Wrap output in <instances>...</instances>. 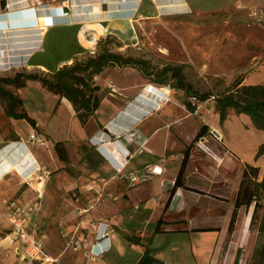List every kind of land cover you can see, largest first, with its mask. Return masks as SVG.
I'll list each match as a JSON object with an SVG mask.
<instances>
[{"label": "crops", "instance_id": "obj_1", "mask_svg": "<svg viewBox=\"0 0 264 264\" xmlns=\"http://www.w3.org/2000/svg\"><path fill=\"white\" fill-rule=\"evenodd\" d=\"M181 1L184 7H189L190 0ZM105 5L108 6L107 10L104 9ZM139 5L142 7L144 0H0V18H2L0 19V66H5V61L11 57H18V65H26L24 67L28 69L40 68L48 72L44 65L32 64L31 61L45 51L48 35L56 25L85 27L88 42L84 41V43L86 49H89V52L76 53L67 60L58 62L56 70L74 60H80L87 54L94 55L98 51L97 44L94 48H89L93 37H100L99 41H101L107 36L100 29L103 27L106 29L112 19L130 18V11L135 12ZM64 13L69 15L63 17ZM52 20L54 25L48 26ZM97 31L101 33L98 34ZM243 84L248 85V78L244 79ZM137 86L136 84V89ZM124 88V94L130 98H121L113 103L115 107L109 110L106 120L100 119L99 111L104 101L101 102L98 97L100 107L91 117H96L94 131L83 133L71 141L76 144L82 143L85 149H87L83 145L85 142L94 147L98 141L99 144H103L101 153L102 147L107 146L113 157L124 161L120 147L103 138L107 134H114V129L118 130L123 125L129 126L130 130L122 140L124 145H120H123L131 156L119 173L102 159L105 163V169L102 170L105 172L101 174L98 171L100 165L98 154L97 156L88 154L83 157L91 170V179L87 183L102 180L104 178L102 175L105 177L109 175L108 180L111 182L110 178L116 174L117 180L108 182L109 184H99L100 193L87 192L85 183L76 184L74 198L55 195L54 201L57 207L61 208L63 205L73 206V209L75 207V211L60 213L55 236H51L49 229L43 230L45 225L41 213L32 218L31 227L37 230L38 236L45 237L47 250L60 260V264H237L240 260H236L239 250L243 248L245 240L254 229L253 206L239 209L232 234L229 233V226L246 165L264 167L261 166L264 155L256 160L257 151L264 143V132L255 128L248 115H239L242 130L246 134L262 135L259 140L249 145L246 153L239 152L233 145L235 137L230 132L229 126L234 113L229 114L226 120L221 122L220 115L215 110L216 112L209 116L211 127L209 123H201V118L190 116L191 111L186 103L183 108L189 114L187 116L183 109L172 103L165 109L158 108L145 121L133 124L126 119L124 110L126 105L137 97L138 92L129 96L126 94V87ZM144 96H140L142 99L139 101L135 100L133 106L150 108L153 105L152 101ZM66 104L73 118H76L73 106L69 102ZM132 112L136 110L133 109ZM179 118L182 119L176 130L181 134L183 141L174 138L169 129L162 125L164 122L169 124ZM188 121L192 123L191 128L187 126ZM15 122L14 119L6 116L4 111L0 113V264H20L22 251L11 231L10 222L5 217L7 204L33 206L32 200L27 201L30 195L29 189L20 191V188L28 185L34 190L36 200L39 194L42 195L39 201L42 210L46 193L45 182L48 180V176L43 174V177H39L44 181L43 191L39 192L34 188L32 182L36 179L35 176H40V170L30 173L33 167L30 162L40 166L31 147V143L36 142L34 139L36 133L32 128L30 133L24 136ZM78 123L82 128H88V124L82 126L79 120ZM203 125H208L210 132L216 130L221 136L219 139L224 140L226 154L219 156L212 151L220 157L219 167L223 165L227 175L223 177L214 175L205 163L196 164L189 160L184 176L185 185L177 188L170 197L181 163H176L173 157L167 161V164H163L161 158L167 153L174 155L173 153L184 149L183 142L188 144L187 140L194 138ZM220 127H225V130L219 131L217 128ZM38 128L40 130L39 126ZM161 134H165L166 139L174 144V149L167 144L155 148V140ZM182 134L187 138L184 139ZM37 136L41 137L42 134ZM204 139L207 140L206 137ZM71 142H66L68 150ZM102 155L106 158L104 153ZM154 166L162 168L163 173L150 174V169ZM138 172L142 176L146 174L149 176L145 182L134 186L130 183L129 176L138 175ZM45 174L49 172L46 171ZM55 188L54 192H62L61 184L56 185ZM18 192L21 194L18 195ZM75 199L85 204L95 202L96 207L88 220L108 222L113 229L110 234L111 249L98 259L90 253L94 241L91 227L81 250L74 251L67 247L68 236L72 234L78 222Z\"/></svg>", "mask_w": 264, "mask_h": 264}, {"label": "rangeland", "instance_id": "obj_2", "mask_svg": "<svg viewBox=\"0 0 264 264\" xmlns=\"http://www.w3.org/2000/svg\"><path fill=\"white\" fill-rule=\"evenodd\" d=\"M183 4L181 0H144L142 7H140L141 5L136 9L135 6L133 7L136 11H130V18L112 19L106 29L101 28L100 31L107 36L101 41H99L100 37H93L92 45L89 48H94L97 44V52H100L102 46H106L114 53L147 61L151 70H161L166 66H184L187 80L200 93L224 92L237 78H248V85L264 83V0H190L189 7H184ZM88 34L91 33L88 32ZM86 35L85 27L56 25L48 35L45 51L35 56L31 61L32 64L44 65L48 72L40 68H25L26 65L17 64L18 57H11L5 61V66H0V76H14L17 71L51 75L56 71L58 62L67 60L76 53L89 52V49H86V43H84V41L88 42ZM89 56L90 54H87L78 61H84ZM75 61L66 65H72ZM95 83L101 88L96 94L101 102L104 101L99 111L100 119L104 120L107 119L109 110L115 107L113 103L121 98H130L124 94V87H126V94L129 96L138 92L137 97L128 103L124 110L126 119L133 124H139L154 114L159 103L161 109L174 103L181 110L183 109L185 116L190 114V116L201 118V123H209L210 126L212 123L209 116L216 112L214 99H211L201 103L196 113L188 111V114L183 107L187 101H191V98L187 97L184 91L175 90L170 84L167 86L158 85L150 78L145 77L138 69L131 67L107 68L95 78ZM136 84L138 85L137 89L135 88ZM150 85L165 92L166 98L158 102L157 97L146 93L145 89ZM19 94L23 100L24 110L40 127L39 133L35 131L36 137L42 134V142L36 140L34 144L31 143L32 152L40 163L37 170H31V173L40 170V176L34 175L36 179L32 183L37 191L42 192L44 181L39 177H43V174L48 176V180L45 182L44 206L40 213L45 225L43 230L49 229L51 236H55L60 213L75 211L73 206L57 207L54 201L55 195L60 194L63 197L74 198L76 184H88L87 181L91 179V170L83 157L88 154L100 155L97 159L100 163L98 171L101 174L105 172L102 170L105 169L102 159L107 161L111 167L113 165L100 152L101 143L99 144L98 141L94 147L85 142L83 145L87 149L82 147V143L71 142L83 133L88 134L94 131L95 116L90 118L88 128H82L79 126L78 119L71 115L66 104L69 101L60 99L59 96L43 88L37 81H30L25 88L19 90ZM140 96L151 99L153 105L150 108L133 106L135 100L142 99ZM133 109L136 112H132ZM0 111H4L1 103ZM232 113L234 114L229 126L230 132L235 137L233 145L239 152L246 153L249 145L259 140L262 135L260 133L246 134L242 130L239 115L234 111L229 112V114ZM181 119H174L169 124L164 122L162 125L169 129L174 138L183 141L181 134L176 130ZM15 121L18 129L24 136H27L32 129L31 125L26 120ZM186 123L189 128L192 127L190 121ZM217 129L224 131L225 127ZM128 130L130 127L123 125L118 130L114 129V134H107L103 139L109 140L108 142L114 146L118 145V147L126 149L122 140ZM43 133L47 136H44ZM182 135L184 139L187 138L184 134ZM194 138L187 140L188 144L183 142L185 148ZM206 139V146L219 156L227 153L224 140L217 139L211 132ZM59 141L65 143L67 150L66 142H71L68 153L73 174L65 171V165L56 156L53 142ZM165 144L174 149V144L166 139L165 134L156 138L155 148H161ZM184 149L173 153L174 155L165 154L161 158V163L167 164V161L173 157L176 159V163H181ZM190 160L196 164L205 163L214 175L220 177L227 175L223 165L220 167L216 165L210 156L196 148V144ZM30 165L32 166V164ZM261 166H264V160ZM46 171L49 174H45ZM137 174L142 176L140 172ZM102 176L105 180L104 178L97 180L100 185L110 182L109 175ZM114 176L110 178L111 182L117 180L116 174ZM263 176L264 167L261 168L260 180L263 179ZM38 184L42 185V190L38 188ZM58 184L62 185V192H54L53 189H56L55 186ZM27 188L30 194L27 201L32 200V203H35L36 194L30 186H24V188H20V191ZM20 194L21 192H18V195ZM259 222L260 220L255 222L253 232L248 235L243 248L239 250L236 260L242 259L243 264H260L257 253L264 245V233L260 234L258 230Z\"/></svg>", "mask_w": 264, "mask_h": 264}, {"label": "trees", "instance_id": "obj_3", "mask_svg": "<svg viewBox=\"0 0 264 264\" xmlns=\"http://www.w3.org/2000/svg\"><path fill=\"white\" fill-rule=\"evenodd\" d=\"M102 47L100 52L90 55L86 60H76L72 65H64L51 75L17 71L14 76H0V103L3 105L6 116L15 120H26L36 132H40L37 122L24 110L23 100L19 94V90L25 88L30 81H37L43 88L59 96L60 99H67L73 106L76 118L82 126H86L100 107L96 94L100 87L96 85L95 78L107 68L131 67L138 69L145 77L158 85L170 84L173 89L184 91L187 97H196V104L191 101L186 102L191 112H195L199 104L214 99L215 110L219 113L221 122L226 120L230 111H234L238 115H248L255 128L264 132V83L244 85L245 78H237L224 92L200 93L187 80L184 66H166L161 70H151L145 60L114 53L108 47ZM209 134V126L203 125L193 141L183 151L181 167L170 197L177 188L185 185V171L195 144ZM44 136L47 135L44 134ZM53 147L59 160L65 165V171L73 174L65 143L53 142ZM263 155L264 143L257 151L256 160ZM260 175L261 168L251 164L246 165L229 226L230 234L234 231L239 209L251 206L254 208L253 225L260 220L258 230L260 234L264 233V176L260 180ZM257 254L260 264H264V245Z\"/></svg>", "mask_w": 264, "mask_h": 264}, {"label": "built area", "instance_id": "obj_4", "mask_svg": "<svg viewBox=\"0 0 264 264\" xmlns=\"http://www.w3.org/2000/svg\"><path fill=\"white\" fill-rule=\"evenodd\" d=\"M68 15V13H64L63 17H67ZM53 25L54 22L52 20L48 24V26ZM150 87L151 85L145 89L146 93H149L148 88ZM191 102H193V104H196L197 98L191 97ZM199 105L197 106V108L199 107ZM159 106L160 103L158 104V108ZM196 111L194 113H196ZM34 139L42 141L41 137L35 136ZM102 145L103 144H101V146ZM196 148L202 150L204 153L210 156L214 160L216 165H220V157L206 146L204 138L203 140L201 139L196 143ZM119 149L121 155L124 158V161H119L115 157V159L108 160L113 165V168L117 173H119L121 169L127 165V161L131 156V153L127 149ZM157 167L158 166H154L152 169H150V174L161 175L163 173V169L160 168L159 171ZM148 176L149 174L143 176L130 174L129 181L132 185L137 186L142 182H145L148 179ZM98 187V181H91L85 185V190L87 192L100 193ZM41 199L42 195L39 194L33 206H19L15 203H11L7 204V207L5 209V217H7L10 222L11 231L22 247V251L20 254V264H60V260L50 254L47 250V247L44 243L45 237L38 236L37 230L31 227L30 221L34 216L37 217L40 213L42 204L39 201ZM75 200L77 201L75 205L78 222L72 234L68 236L67 247L71 248L74 251L81 250L88 236L89 228L91 227L92 232L94 233V241L92 243L90 253L95 259H98L111 249L110 234L113 229L111 228V224L108 222L88 220V218H90V214L96 207L95 202H87L85 204L82 203L79 199ZM237 264H243V260L240 259Z\"/></svg>", "mask_w": 264, "mask_h": 264}, {"label": "bare ground", "instance_id": "obj_5", "mask_svg": "<svg viewBox=\"0 0 264 264\" xmlns=\"http://www.w3.org/2000/svg\"><path fill=\"white\" fill-rule=\"evenodd\" d=\"M134 17V16H133ZM149 90V93H151L152 95H154L155 97H157V101L160 102L162 100L165 99V96H166V93L165 92H162L161 90H159L158 88L156 87H153L151 86L150 88H148ZM148 93V94H149ZM107 147V146H106ZM106 147H102V153H104L106 155V158L108 160H111V159H115L112 155H111V151L106 148ZM30 164H32V170H37L40 166L38 164H33L32 162H30ZM157 169L160 171V167H157ZM31 173V171H30ZM32 175H30L31 177ZM32 178V177H31ZM29 181V180H28ZM38 188L42 190V185L41 184H38Z\"/></svg>", "mask_w": 264, "mask_h": 264}, {"label": "water", "instance_id": "obj_6", "mask_svg": "<svg viewBox=\"0 0 264 264\" xmlns=\"http://www.w3.org/2000/svg\"><path fill=\"white\" fill-rule=\"evenodd\" d=\"M4 5H5V2H4ZM7 8H8V6H7ZM107 8H108V6L107 5H105L104 6V9L105 10H107ZM0 19H2V18H0ZM211 134L214 136V137H216L217 139H219L221 136H220V134L216 131V130H212L211 131ZM203 140V139H202Z\"/></svg>", "mask_w": 264, "mask_h": 264}]
</instances>
